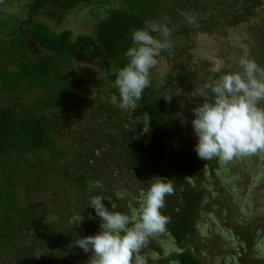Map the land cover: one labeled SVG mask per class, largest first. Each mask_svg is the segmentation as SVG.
<instances>
[{
    "label": "trees",
    "instance_id": "trees-1",
    "mask_svg": "<svg viewBox=\"0 0 264 264\" xmlns=\"http://www.w3.org/2000/svg\"><path fill=\"white\" fill-rule=\"evenodd\" d=\"M258 3L259 0H0V11H5L0 17V264H87L92 253L73 247V242L78 236L100 231V218H91L95 217V209L84 211L72 203L73 215L53 220L39 211H51L49 201L44 205L37 200L45 195L51 181L56 186L53 196L59 195L61 183L55 169H61L71 183L69 187L76 191L78 203L88 205L93 196H102L109 210L113 204L114 211L127 212L132 205L133 201L120 200L110 181L89 178L84 166L76 172L69 161L62 166L61 158L67 154L59 149L55 133L57 127L67 124L68 117L77 119L72 113L82 105L95 106L94 97L104 84L110 87L109 99L113 94L118 96L113 87L116 74L128 62L125 53L132 46L133 30L146 27V22L169 29L171 48L157 58L158 64L151 71L152 85L144 90L134 112L115 110L109 104L96 109L102 115L112 112L120 117L118 124H113L114 131L106 134L105 146L93 151L98 158L116 150L124 156L139 197L157 176L173 182L175 193L166 196V206L161 209L169 217L165 231L170 243L162 246L158 235L150 237L141 250L146 264H207L206 240L199 221L202 210L214 208L206 203L212 185L208 187L205 175L227 174L230 168L241 166L242 174L249 178L248 188L239 187L241 178L233 175L225 187L234 200L230 205L218 201L217 207L222 206L232 219L254 208L264 213L260 195L264 152L236 157L230 161L231 167L220 169L219 159L202 160L193 148L198 138H194L191 109L202 99H189L185 93L207 82L200 81L201 71L184 60L191 46L177 40V36L188 40L192 34L222 33L231 26L230 19L233 25L242 22ZM25 4L35 8L26 20L16 11ZM69 12L89 16L93 20L92 32L57 31L45 19L34 17ZM186 17L190 22L185 24L182 20ZM31 43L35 46L32 52ZM85 54L99 63L100 76L79 73L75 61ZM164 56L168 66L162 69ZM56 112L68 117H57ZM131 114L138 123L147 114L149 130L144 131V127L141 133L135 132L139 128ZM125 192L128 195L131 190ZM131 196L138 199L137 195ZM77 214L84 216L79 225L73 223ZM239 226L233 228L236 235L251 249L253 228L241 232ZM257 231L263 241L264 231ZM262 249L249 258L250 264L255 260L264 264Z\"/></svg>",
    "mask_w": 264,
    "mask_h": 264
},
{
    "label": "rangeland",
    "instance_id": "rangeland-1",
    "mask_svg": "<svg viewBox=\"0 0 264 264\" xmlns=\"http://www.w3.org/2000/svg\"><path fill=\"white\" fill-rule=\"evenodd\" d=\"M16 9V11L19 12L18 14L22 15L25 20L30 19L29 12H33V14L35 12V8L30 4L20 5ZM0 13L1 17L5 11H0ZM34 17L45 19L51 23L52 27L57 31L70 29L75 34H87L92 32L93 20L81 12H69L57 15H50L49 13L35 14ZM182 22L185 24L189 23L190 18L186 17ZM229 22L231 26L222 33L208 32L196 35L192 34L188 40H183L182 36H177V40L181 41L180 43L186 42L188 47L191 46L186 49L188 53L184 57V60L190 61L191 64L195 65V67L201 71L199 80L202 82H213L218 79L223 72L238 71V62L241 56L254 59L259 65L264 67V0H259L258 5L255 6L252 11V15L245 18L242 22L235 25H233L234 22L231 19ZM181 24L182 23H180V25ZM0 43H2V39H0ZM30 46L32 52L35 46L32 43ZM166 59L165 56L162 57V69L168 66ZM217 60L221 62L220 72L213 71L215 61ZM75 63L81 75L95 74L100 76L102 72L99 63L93 60L88 54L78 58ZM109 91V85L107 83L104 84L100 89V94H96L94 97L96 100L95 106L84 104L80 107L78 112L72 113L73 117H77L76 120L72 117H68L67 114H62L61 112L55 113L57 117H62L63 115L64 118L68 117L67 124L57 127L55 133V137L59 140V149L67 154L66 158H61V165L65 166L67 164L66 162L69 161L72 165L73 172H76L75 170L77 168L84 166L87 172H89V178L97 176L102 182L110 181L113 185V190L123 196V198H121L120 195V200L133 201L132 205L139 207L138 202L140 197L138 196V191L133 186L135 182L132 180L131 174L129 173V168L127 167L124 156L122 157V155H119L117 150L113 153L107 151L109 152L106 153L107 156L100 155L99 158L93 153V151L97 149L100 150L105 146L106 134L114 131L113 124H116L118 117H120V114L110 112L111 114H109V116H105L102 115L103 113L96 111L100 105L107 106L108 104L115 110L121 109L110 102L109 96L107 95ZM185 96L189 99L195 97L192 96V91H187ZM196 99L199 100L197 97ZM262 104H264V102H262ZM124 111L130 112L128 110ZM130 116L134 125L137 124L135 127L139 128H135V132L141 133V129L145 127V124H143V121L138 123L136 117H133L134 115L131 114ZM194 138H196V136ZM196 143V140H194L195 145ZM193 148H195V146ZM251 157L253 156L251 155ZM246 158L248 157L246 156ZM217 164L220 166V169L231 167L230 161L224 163L218 160ZM237 166L238 165L229 169V175L223 172L218 173L216 176L205 175L208 179V187L212 185L209 189L206 203H211L214 208L212 211L202 210L199 221L200 231L204 234L203 238L206 240L204 258L207 264H250L249 258H253L255 252L264 247V240L262 241L263 236L261 237V234H258L257 231L258 229L264 231V213L258 211V208H254L252 212H239L236 216L237 218L235 217L232 219V216H230L222 206L217 207L218 201L230 205L234 200V196L230 195L225 187L228 185L233 175L236 174L241 178V181H239V179L237 180L239 181L237 182L239 187L242 186L244 189L248 188L247 184L249 178L247 179L242 174V167ZM53 171L55 177L58 179L60 178L61 185L58 187L59 195L53 196V189H55L56 186L51 181L45 195L37 199L44 205L49 201V207H51L49 209H51V211L48 207H46V209L49 210L48 212L44 208H40L39 211L45 216L50 217L51 220H53L54 217L59 219L61 217L73 215L75 207L73 206V210H71L72 203H75L78 207L84 209V211H88L90 208V206H88L90 201H87L88 205L78 203L76 191L73 187H69L71 183L66 180L62 170L55 169ZM260 175L262 174L260 173ZM53 177L54 175H52V178ZM225 181H227V183H225ZM127 189L131 190V193L128 195L125 192ZM260 190L263 191V194L260 193V195L262 196L261 198L264 199V186L260 188ZM260 190L258 192H260ZM131 194L134 196L137 195L138 199H133ZM254 201L256 202V200ZM55 205L58 206L55 207ZM246 218L250 219L246 220ZM236 219H238V223H235ZM236 226L240 227L241 232L248 228H253L252 235L255 234V238H253V247L251 249L242 241L241 237L236 235L237 231L233 229ZM166 233L167 231L157 234L159 237L157 240L161 242L162 246L163 243H170V241H168L170 238ZM236 253L239 255L241 254V256H235ZM257 263L258 262L255 260L254 264Z\"/></svg>",
    "mask_w": 264,
    "mask_h": 264
},
{
    "label": "clouds",
    "instance_id": "clouds-1",
    "mask_svg": "<svg viewBox=\"0 0 264 264\" xmlns=\"http://www.w3.org/2000/svg\"><path fill=\"white\" fill-rule=\"evenodd\" d=\"M170 35L166 26L152 22L133 30L132 46L125 53L128 62L119 69L113 84L118 96L110 97L112 104L131 112L139 107L144 90L152 85L151 71L158 64L157 58L171 48ZM238 63V71L223 72L218 79L192 91V96L202 99L191 109V125L198 138L195 151L202 160L216 158L227 163L264 152V67L247 56H241ZM220 64L215 61L214 72L221 71ZM143 122L144 131H148L147 114ZM96 186L101 185L97 182ZM174 193L172 180L157 176L141 193L139 207L129 204L127 212L114 211L113 204L109 210L104 197L93 196L88 206L95 209L91 218H100V231L78 236L73 247L92 253L87 264H146L141 250L150 237L166 230L169 217L161 209L166 206V196ZM83 220L84 216L77 214L73 223L79 225Z\"/></svg>",
    "mask_w": 264,
    "mask_h": 264
}]
</instances>
